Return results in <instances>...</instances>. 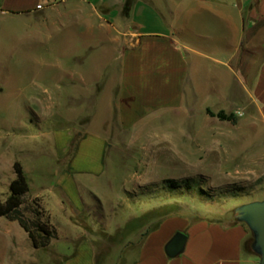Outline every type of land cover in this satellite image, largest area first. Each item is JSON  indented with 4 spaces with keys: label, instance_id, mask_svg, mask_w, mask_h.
Listing matches in <instances>:
<instances>
[{
    "label": "rangeland",
    "instance_id": "rangeland-1",
    "mask_svg": "<svg viewBox=\"0 0 264 264\" xmlns=\"http://www.w3.org/2000/svg\"><path fill=\"white\" fill-rule=\"evenodd\" d=\"M47 19L41 14L0 15V136L10 142L4 146V161L0 160V199L9 195V184L16 177L12 164L20 162L30 186L26 199L51 194L49 201L38 198V210L58 229L57 237L47 247L36 248L18 221L1 217L0 264H59L84 240L94 245L97 264H133L144 236L164 217H207L229 224L235 221L233 206L264 197V176L254 190L233 180L238 167L264 166L260 119L241 114L236 123L208 121L200 104L192 116L180 109L167 113L158 108L124 135L110 106L117 97L119 59L114 57L120 44L104 42L85 50L84 35L75 25L61 28L58 17ZM76 68L92 80L93 95L87 99L71 96L82 86L78 75L70 73ZM59 88L61 107L54 104ZM238 90L233 81V104L239 102ZM38 99L45 104L39 106ZM55 112H61L63 126L92 124L118 136L112 140L118 145L105 157L103 175L87 178L88 186L79 185L82 205L76 209L66 205L70 219H59L65 205L54 197L60 192L54 169L60 165L41 126L43 114H52L46 120L54 123ZM12 117L24 127L10 128L7 121ZM198 134L205 137L204 141L199 137L200 148ZM186 150L193 153L188 168ZM169 159L173 161L166 162ZM187 178L193 180L190 189L183 183ZM169 180H176L178 187ZM25 215L32 217L29 210ZM251 238L250 233L248 241Z\"/></svg>",
    "mask_w": 264,
    "mask_h": 264
},
{
    "label": "crops",
    "instance_id": "crops-1",
    "mask_svg": "<svg viewBox=\"0 0 264 264\" xmlns=\"http://www.w3.org/2000/svg\"><path fill=\"white\" fill-rule=\"evenodd\" d=\"M126 1L0 0V15L41 14L44 20L58 17L57 26L63 28L71 23L79 35H84L85 50H94L95 44L104 42L120 44L114 57L119 59L117 97L110 106L124 135L158 108H166L167 113L180 109L192 116L196 104L201 105L208 121L218 119L207 114L210 109L234 112L237 117L248 114L249 118L264 123V0H132L130 13L124 16ZM39 4L43 8L38 9ZM70 73L78 75L82 82L71 96L77 99L92 96L93 83L88 81L87 73L79 68ZM233 81L240 92L239 102L235 104ZM62 97L59 88L54 98L56 106L63 105ZM43 101L38 99L39 106L45 104ZM46 115L42 116L41 126L51 138L54 160L60 165L54 169L58 178L56 188L60 191L54 197L65 205L59 219H70L66 205L74 209L82 205L79 185L88 186L87 178L103 175L105 157L118 145L112 141L118 136L92 124L63 126L61 112L53 114L54 123L46 120L52 114ZM25 121L33 123L26 116ZM7 125L13 130L24 127L13 117ZM197 137L200 148L199 137L203 141L205 137L204 134ZM75 138L78 141L71 156ZM9 143L0 136L2 161L4 146ZM191 154V150L183 153L185 168ZM235 176L233 180L243 186L258 189L264 166L238 167ZM50 195L37 193L31 198L43 197L49 201ZM263 199L255 198L247 203ZM177 232L186 235L185 248L178 256L170 257L165 247ZM250 233L245 223L236 220L226 224L207 217L166 216L146 233L133 264H259V257L245 250ZM59 264H97L96 249L90 241H81Z\"/></svg>",
    "mask_w": 264,
    "mask_h": 264
},
{
    "label": "trees",
    "instance_id": "trees-1",
    "mask_svg": "<svg viewBox=\"0 0 264 264\" xmlns=\"http://www.w3.org/2000/svg\"><path fill=\"white\" fill-rule=\"evenodd\" d=\"M131 7L132 0H127L123 8L124 16L130 13ZM207 114L221 121H230L231 123H236L238 118L234 112H213L207 109ZM13 169L16 177L9 184V195L4 200L0 199V218L5 217L11 221H18L19 225L28 233L36 248L47 247L51 243V240L57 237V230L47 219V216L38 210L40 207L38 197L30 199V201L26 199L30 187L21 163L15 161ZM192 181V179L187 178L183 183L190 189L192 188ZM169 182L175 187L179 185L176 180H169ZM25 210L31 212V218L25 215ZM252 241L253 237L245 244L247 252H253L251 247Z\"/></svg>",
    "mask_w": 264,
    "mask_h": 264
},
{
    "label": "water",
    "instance_id": "water-1",
    "mask_svg": "<svg viewBox=\"0 0 264 264\" xmlns=\"http://www.w3.org/2000/svg\"><path fill=\"white\" fill-rule=\"evenodd\" d=\"M233 216L248 226L253 237L252 250L259 257V264H264V199L237 206ZM185 243L186 235L177 232L165 247L167 255L178 256L184 251Z\"/></svg>",
    "mask_w": 264,
    "mask_h": 264
},
{
    "label": "built area",
    "instance_id": "built-area-1",
    "mask_svg": "<svg viewBox=\"0 0 264 264\" xmlns=\"http://www.w3.org/2000/svg\"><path fill=\"white\" fill-rule=\"evenodd\" d=\"M67 1H69V0H59V2H67ZM37 8L38 9H41V8H43V6L41 5V4H39L38 6H37ZM239 113V112H238Z\"/></svg>",
    "mask_w": 264,
    "mask_h": 264
}]
</instances>
